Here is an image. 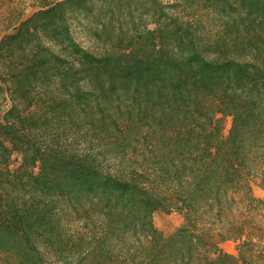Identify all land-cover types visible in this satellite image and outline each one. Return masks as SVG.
<instances>
[{
  "label": "trees",
  "instance_id": "16d2710c",
  "mask_svg": "<svg viewBox=\"0 0 264 264\" xmlns=\"http://www.w3.org/2000/svg\"><path fill=\"white\" fill-rule=\"evenodd\" d=\"M0 92V264L264 257V0L43 1L0 36Z\"/></svg>",
  "mask_w": 264,
  "mask_h": 264
},
{
  "label": "rangeland",
  "instance_id": "374dc122",
  "mask_svg": "<svg viewBox=\"0 0 264 264\" xmlns=\"http://www.w3.org/2000/svg\"><path fill=\"white\" fill-rule=\"evenodd\" d=\"M46 0H0V36L4 33L14 30L16 25L24 18L32 14L38 9L41 3ZM166 1V0H163ZM170 13H177V10H169ZM182 14H187L186 11H181ZM180 12V13H181ZM188 13L198 15L204 21V26L207 31L214 32L216 25L214 22V16L210 12L198 7V4L193 6V9ZM97 14V12L95 13ZM82 21L74 25V31L78 39L86 47L96 49L100 46L99 39L94 35V30L99 29L97 27L99 18L91 16L81 17ZM114 23V22H112ZM151 27V25H150ZM108 32H112V28ZM10 101L6 93L0 92V122H2L3 114L8 109ZM221 133L223 136L227 135L231 125V116H221ZM21 160V156L18 153H14L10 164L11 169H16ZM38 171L34 168V172ZM254 194L257 197L264 198V190L254 187ZM153 221L155 226L163 231L164 234H169L176 228L180 227L184 223V216L177 212L165 213L157 210L153 214ZM217 239V238H216ZM236 243L233 240H220L219 246L225 251L231 249L232 245ZM237 253V250L235 254ZM252 264H264V257L254 258Z\"/></svg>",
  "mask_w": 264,
  "mask_h": 264
},
{
  "label": "crops",
  "instance_id": "0c3cea01",
  "mask_svg": "<svg viewBox=\"0 0 264 264\" xmlns=\"http://www.w3.org/2000/svg\"><path fill=\"white\" fill-rule=\"evenodd\" d=\"M225 251H226V250H225ZM226 252H229V253H233V254H235V252H236L235 244L232 245L231 249L227 250Z\"/></svg>",
  "mask_w": 264,
  "mask_h": 264
}]
</instances>
